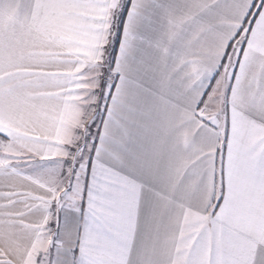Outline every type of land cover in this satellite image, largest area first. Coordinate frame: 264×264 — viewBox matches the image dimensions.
Masks as SVG:
<instances>
[{
	"label": "snow or ice",
	"instance_id": "6c2138e0",
	"mask_svg": "<svg viewBox=\"0 0 264 264\" xmlns=\"http://www.w3.org/2000/svg\"><path fill=\"white\" fill-rule=\"evenodd\" d=\"M0 264H264V0H0Z\"/></svg>",
	"mask_w": 264,
	"mask_h": 264
}]
</instances>
